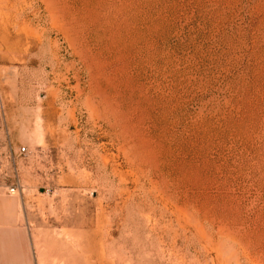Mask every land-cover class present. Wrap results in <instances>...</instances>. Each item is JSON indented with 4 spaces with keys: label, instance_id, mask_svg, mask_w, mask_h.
Here are the masks:
<instances>
[{
    "label": "rangeland",
    "instance_id": "1",
    "mask_svg": "<svg viewBox=\"0 0 264 264\" xmlns=\"http://www.w3.org/2000/svg\"><path fill=\"white\" fill-rule=\"evenodd\" d=\"M0 198L32 264H264V0H0Z\"/></svg>",
    "mask_w": 264,
    "mask_h": 264
},
{
    "label": "crops",
    "instance_id": "2",
    "mask_svg": "<svg viewBox=\"0 0 264 264\" xmlns=\"http://www.w3.org/2000/svg\"><path fill=\"white\" fill-rule=\"evenodd\" d=\"M0 264H32L26 228L17 223L16 202L0 198Z\"/></svg>",
    "mask_w": 264,
    "mask_h": 264
},
{
    "label": "built area",
    "instance_id": "3",
    "mask_svg": "<svg viewBox=\"0 0 264 264\" xmlns=\"http://www.w3.org/2000/svg\"><path fill=\"white\" fill-rule=\"evenodd\" d=\"M18 153L20 155H23L25 153V149L24 148H21L20 150H18ZM13 192H14L13 190L10 191V193H13Z\"/></svg>",
    "mask_w": 264,
    "mask_h": 264
},
{
    "label": "bare ground",
    "instance_id": "4",
    "mask_svg": "<svg viewBox=\"0 0 264 264\" xmlns=\"http://www.w3.org/2000/svg\"><path fill=\"white\" fill-rule=\"evenodd\" d=\"M120 137V136H119ZM129 139V138H128ZM130 140V139H129ZM122 141V140H121ZM117 142V141H116ZM131 142V141H130ZM118 143V142H117ZM120 144V143H119ZM126 146V145H125ZM125 149V148H124Z\"/></svg>",
    "mask_w": 264,
    "mask_h": 264
}]
</instances>
